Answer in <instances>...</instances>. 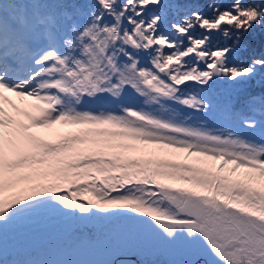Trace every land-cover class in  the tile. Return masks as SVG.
<instances>
[{
    "label": "snow or ice",
    "instance_id": "6c2138e0",
    "mask_svg": "<svg viewBox=\"0 0 264 264\" xmlns=\"http://www.w3.org/2000/svg\"><path fill=\"white\" fill-rule=\"evenodd\" d=\"M264 264V0H0V264Z\"/></svg>",
    "mask_w": 264,
    "mask_h": 264
},
{
    "label": "trees",
    "instance_id": "16d2710c",
    "mask_svg": "<svg viewBox=\"0 0 264 264\" xmlns=\"http://www.w3.org/2000/svg\"><path fill=\"white\" fill-rule=\"evenodd\" d=\"M68 260H72V261H76V262H79V264H87L86 261H80V260H76V259H73V258H69Z\"/></svg>",
    "mask_w": 264,
    "mask_h": 264
},
{
    "label": "flooded vegetation",
    "instance_id": "af4514ba",
    "mask_svg": "<svg viewBox=\"0 0 264 264\" xmlns=\"http://www.w3.org/2000/svg\"><path fill=\"white\" fill-rule=\"evenodd\" d=\"M60 258H61V259H66V258H65V256H63V257H60Z\"/></svg>",
    "mask_w": 264,
    "mask_h": 264
},
{
    "label": "rangeland",
    "instance_id": "374dc122",
    "mask_svg": "<svg viewBox=\"0 0 264 264\" xmlns=\"http://www.w3.org/2000/svg\"><path fill=\"white\" fill-rule=\"evenodd\" d=\"M82 254V253H81ZM86 256V255H85ZM71 257H73V255H71Z\"/></svg>",
    "mask_w": 264,
    "mask_h": 264
}]
</instances>
